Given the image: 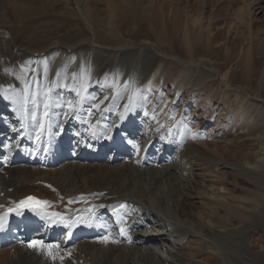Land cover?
I'll return each mask as SVG.
<instances>
[{
    "label": "rangeland",
    "instance_id": "rangeland-1",
    "mask_svg": "<svg viewBox=\"0 0 264 264\" xmlns=\"http://www.w3.org/2000/svg\"><path fill=\"white\" fill-rule=\"evenodd\" d=\"M113 1L117 2V0ZM148 1L153 3V8H163L164 12L162 11V14L159 16L160 19L158 25H153L147 21L143 23L139 17H136V15H139L138 13L140 10L135 6V1H132L135 8L131 10L132 6H130L128 8L129 11L120 15L121 20L118 21V18L120 19V17L111 11L108 4L109 0H105L103 3H100L99 1L96 2L95 0H60L58 3H54V6L50 11H47L42 15H40L41 12L36 13L39 10L38 7H36L38 5H32L33 2L31 0H0V12L1 14H5L3 22L0 23V28H4L6 33L8 32L7 34H9V32L10 34H20L21 36H16V38L20 40L21 44L37 48V46H43L49 43V40L56 36L59 31L57 25L61 24L60 22L64 20L62 17L64 15L61 13L68 10L74 15L72 18L69 16V21L74 23V34L80 28L87 30L88 34L92 37L90 43L93 47L112 50V54H110L111 57H107L106 59L110 60L109 58H111L115 65L120 55L119 50H125V48L139 49L140 52H142L141 50L143 49L153 50L152 54L156 58V63H154L156 65L158 63L157 66L161 67V70H159L160 73L166 70L171 71L167 80L163 81L162 76L158 73L154 80H150L149 78L151 77L147 76L139 79L135 85L127 81L125 90H116L114 82L109 80L106 84L113 86L114 96H111V94L109 95L106 100L107 106L110 107V105L114 106L117 104V101L114 100L115 98L119 101L117 108L122 107L125 103L130 105L128 108L130 114L121 122V126L122 124L126 126L132 118L138 114V117H140L142 116V113L146 115V119L150 123V128L152 129L157 127L156 130L158 131L165 130L167 129V126H165L166 123L168 122L170 125L169 128L172 132L170 137L172 136L174 138L173 140L169 139V148H173L175 144L178 143L175 146V149L179 151L178 156L179 159H181L179 160V163L181 162L183 165L182 168L186 172L185 174L179 173L178 176H180L181 179L172 181V185L163 183L161 195L166 202V211L171 216L174 215L175 211L176 218L179 216L180 219L189 222L191 221L189 223L190 226L195 225L197 226L195 227L197 229L203 227V229L200 230L201 235L209 232L213 237L215 235H218L219 238L221 236L224 237L225 230L220 229V226L226 227L230 230V237L233 236L228 242L233 250L236 251V249H239V252L244 255L243 257H246L250 264H264V188L262 189L263 191L260 192L257 187H255L256 184L247 179L242 181L241 178L244 177L237 175L238 173L236 174L235 171V167L241 169V167L245 165L243 162L244 160H242L243 157H241L243 154L244 156H247L249 161L256 164L259 161L257 156L260 155L264 164V61H262L257 68L254 66V62H257V60L251 61L252 63L249 65V63L245 61V58H243L245 52H243L242 49L243 45H240L242 38L239 37V32L245 30L248 32L247 24L250 17H245L247 18V22L245 18L242 19L243 23H241V25L239 20L237 21V18L239 17H237L236 14H239L240 9L243 15H246L245 7L248 6L246 0ZM247 1L250 2V0ZM23 5L26 6L23 7ZM253 6V8L252 6H248L249 8L247 9V12L251 13L253 11L254 13L261 11L259 14H255L253 19L251 18L252 20L259 19L258 22L253 23V26L257 25V28H253L254 31L251 33V35L254 36L253 39L255 38L258 40L260 38L259 33H261V36L264 35V0H260V4L258 5L260 6L259 9H256L258 6ZM28 7H30V11L34 9L32 13L33 15L30 13L27 17L23 16L27 14V9L29 10ZM242 7H244V9ZM93 8L99 10V16L103 19L102 21L98 22V17L96 18V21H94L90 18L89 14H86V9L87 11H90ZM202 8L203 10L199 12V9L201 10ZM161 16L163 17L162 19ZM23 17L25 18V21H22L24 20ZM171 17L173 20L175 19V23H173L172 26H170L172 22ZM212 17L213 21L215 20L213 23L212 20L210 21ZM199 19L204 21L201 25L202 28L200 27L199 29L200 33L203 32V34H206L209 31L208 33L211 32V36H214L217 33V37L212 41L214 44L208 46L210 51L208 48L204 50V48H206L205 45H208V43L204 45L203 42L199 41L200 43L195 45L196 35H194V33L198 32V26L197 24V27L194 26V23L192 24V22H197ZM118 22L122 25H119ZM185 26L189 28L191 27L193 30L190 29V32L187 34L189 36H186L187 31ZM232 27H235V30L230 29ZM115 29L118 30L116 31ZM194 29H196V31H194ZM105 30L108 31L107 35L105 34ZM109 30L111 33H109ZM227 33H229V35H227ZM185 36L187 37L186 39ZM190 36H192L194 40L192 37L190 38ZM203 37L206 38L205 35H203ZM184 41L185 43L187 42V44L189 42L188 46H190L191 43L192 52L187 51V46H185L186 44ZM216 41L218 43H216ZM147 42L149 43L147 44ZM246 45L247 44H245V46ZM142 47L145 48L142 49ZM211 48L214 50H211ZM228 48L229 50H227ZM60 49L62 48L60 47ZM217 49L221 50L218 51ZM58 52L55 56H58ZM200 56L213 60L212 62L214 66L204 64L207 67L211 66L213 69V75L211 76L212 79H206L204 81L205 83L197 87L196 90L189 88L190 86L192 87L191 84L180 91L177 88H174L173 83L176 77H180V75L182 76L185 71V66L178 60H190L191 58L192 62H198L197 59ZM256 74H258V76ZM246 78H248V80ZM156 79L161 80L157 87L158 94L157 91L152 90V88L155 87L154 82ZM165 83L168 84V86H164ZM143 84H145V86L140 92L139 98H135L134 92ZM222 84H227L229 87L232 86L228 89L229 93L223 92L225 87L224 85L222 86ZM160 88H164V93L160 91ZM236 88L240 91H236ZM97 91L99 90H90V97L94 96ZM182 91L183 99L186 100L181 104L180 108H176L172 103L163 105V99L167 102L168 98H171V95L174 99L175 97L180 96ZM244 91H246L249 96H245V94H243ZM143 93H146L144 97L142 95ZM250 94L252 95L250 96ZM156 95L159 97L156 101L160 100L161 97H163V99L159 101L157 105L153 106L152 104L154 103ZM192 96H196L193 101L188 99ZM207 99L212 100L211 104H207ZM140 101L141 105L139 104ZM101 103V101L97 102L96 106ZM198 106L199 108H197ZM99 107V110L102 109V113L105 116H111V114L107 112L108 109H105L102 104ZM175 112H178L180 116L177 117ZM200 112L205 116L215 113L216 118L207 117L200 120L198 123L199 118L197 116ZM189 128H191V132H188L191 133L192 138L190 137V133L186 134L184 140L188 145L185 147L180 140ZM165 151L167 152V150ZM187 152L189 153L187 154ZM199 153L204 159L199 158L200 155L196 158V154ZM184 155L188 158L184 159ZM173 157L176 159L175 155ZM209 158L214 160L210 161ZM261 171L264 173V168ZM150 179V175L146 176V182L144 183V180H142L139 185L131 187L129 193L133 196V200L140 197L142 200H146L148 203L160 207L157 201L158 196H154L151 192H147L154 182V179L152 181H150ZM179 182L180 184L178 188L176 187V184ZM157 184H153V186H156ZM226 184L227 186H225ZM142 188L146 191L144 196L138 194V190H143ZM160 188L161 187L158 189ZM172 192L175 195L168 196ZM181 199H188L190 204L192 203L191 205L193 206L191 207L189 204L188 211L186 209L188 213H186V211L184 212L185 214L181 213L182 210L178 211L179 209L176 208V200ZM257 204L259 205L258 207ZM132 205L134 206V204ZM249 206L250 209L247 208ZM252 206L257 207V210H254ZM225 207L232 210H237L239 208L243 211L253 213V215H256V219L254 218L251 222L249 220L241 222L236 216L234 217V214L231 213L229 215ZM135 211L137 212V210ZM190 211L192 212L190 213ZM226 212L228 214H226ZM153 217L155 218L153 221H156L157 217ZM228 217L230 219L232 218V220ZM139 219L140 218L137 217L136 222ZM186 221L184 222L188 223ZM193 227H190V230L194 233H188L185 235L179 234V238L177 236H169L168 234L170 232L167 231L169 229L166 228L165 232H167V236L173 237L174 245L169 248L166 244L160 245L161 247H159V249L162 248L164 251V253L160 254V257H167L168 259L165 262L163 260L164 258H162V264H224L222 257L214 256L207 244L201 247L196 243L200 240H198L199 237L197 236L199 235H197V231L195 232L194 230L196 229H193ZM202 230L205 231L203 232ZM209 233L207 235H209ZM174 237H176L175 240ZM157 247L158 244L156 242V244L153 245V248L157 250ZM199 249L202 250V252ZM194 253H197V255L194 256ZM138 257H140L141 260H144L143 257ZM129 262L132 264V261ZM0 264L16 263L14 259L10 260L0 257ZM38 264H44V261H40Z\"/></svg>",
    "mask_w": 264,
    "mask_h": 264
},
{
    "label": "bare ground",
    "instance_id": "bare-ground-1",
    "mask_svg": "<svg viewBox=\"0 0 264 264\" xmlns=\"http://www.w3.org/2000/svg\"><path fill=\"white\" fill-rule=\"evenodd\" d=\"M31 1L33 2L32 5L37 4L38 6H36V7H38V9L41 10V11L38 10V12H36V13L41 12L40 15H42L45 12L50 11V9L53 8L54 3H58L60 0H31ZM95 1L96 2L99 1L100 3H103L105 0H95ZM132 1L133 2L135 1V6H137L140 10V12L138 13L139 15L138 16L136 15V17H139V19H141V21L143 23L145 21H147L153 25L159 24V19H160L159 16L162 14L161 12L163 11V8H156V7L153 8V3L149 2L148 0H138V1L137 0H117V2H114L113 0H109L108 4H109L111 11L120 17V15H123L125 12L129 11L128 8L130 6H132L131 10H133L135 8V6H133V4H132ZM151 1H153V0H151ZM246 3L249 7L252 6V8H253L254 7L253 5L258 6L260 4V0H250V2L246 0ZM13 5H15V4H13ZM243 5H245V4H243ZM24 6H26V5H23V7ZM248 6L245 7V11H246L245 16L243 15V13L241 12L240 9H239V14L236 13L237 17H239V18H237V21L239 20L240 24L243 23L242 19H244L246 16L250 17V20L247 24L248 32L246 30H245L246 32L241 31V30H240L241 32H239V37L242 38L240 45L241 44L243 45L242 49H243V52H245L243 55V58H245V61L248 62L249 65H251L250 64V63H252L251 61L257 60V62H254V66L258 68V65L262 61H264V35L261 36V33H259L260 38L257 40L255 38L253 39L254 36L251 35V33H252V31H254L253 28H255V29L257 28V25L253 26V23L258 22V20H259V19H254V20H252V19L255 16V14H259L261 11L260 12H254V13H253V11L251 13L247 12V9L249 8ZM30 7H31V5H30ZM30 7H28L29 10L27 9V14H25L23 16L27 17L30 15V13L31 14L33 13L34 9H32L31 10L32 12H31ZM244 7H242V8L244 9ZM259 7L260 6L256 7V9H259ZM202 10H203V8L201 10L199 9V12ZM85 11H86L87 15L89 14V16L92 20L96 21L97 17H98V19H97L98 22L103 20L99 16V10H97V9L93 8L90 11H87V9H86ZM61 14L64 15V16H62L64 18V20H62L60 22L61 24L57 25V28L59 29V31L57 32L56 36L52 37L49 40V43H47L43 46H37V48H33L32 46L21 44L20 40L16 38V36H21L20 34H17V33H11L10 34V32H9V34H10L9 35V34H7L8 32L6 33L4 28L3 29L0 28V45H1V47H0V101L3 100V101L9 102V104H7V105L4 103L0 104V109H4L5 112L10 111L8 113V114H10L8 117H11V115L14 117V114H16L15 110L20 109L21 107H23V110H25L26 112L27 111L28 112L35 111L38 113L40 112L43 115H46V113L48 114L49 112H51V110L55 107V105H53L50 101L51 92H53L56 95L61 94L59 83L57 81H55L54 83H51V81L53 80L54 77L57 76V73H59V75L61 74L62 78H65L67 75L64 72L67 68H69L71 70L73 80H76V81L78 80L82 84V86H84V93L88 99H90V90H97L98 89L100 91L101 90V83L106 84L109 80L114 82L116 90L117 89L118 90L119 89L125 90L126 89V82L129 81L130 79L133 81L132 83L135 85L139 79L145 78L147 76L151 77V78H149L150 80H154V78L158 75V73L162 76L163 81L167 80V78L170 76L171 71H169V70H166V71L160 73L159 70H161V67L157 66L158 63H157V65L155 64L156 58L152 54L153 50L151 51V49L150 50L149 49H146V50L143 49L145 47H142V49H143V50H141L142 52H140L139 49L135 50L133 48H131V49L125 48V50H119L120 55H119L118 61L116 62V65H115V63L112 62L111 58H109L110 60L106 59L107 57H111L110 54H112V50H107V49L99 48V47H93L90 43V40L92 39V37L88 34L87 30H85L84 28H80L74 34V31H75V28L73 26L74 23L69 21L70 20L69 16H71V18L74 17L72 12L66 10V11H63ZM74 14H76V13H74ZM176 15H177V13H176ZM3 17H5V14H1V12H0V23L3 22V20H4ZM162 18L163 17L161 16V19ZM234 19H236V18H234ZM246 19L247 18H245V20ZM119 20H121V17H120V19L118 18V21ZM171 20H172V22H171L170 26H172L173 23H175V19L173 20V18L171 17ZM211 20H212V23L215 21V20L213 21V17L210 19V21ZM22 21H25V18ZM195 21H196V19H195ZM168 22H170V21H168ZM246 22H247V20H246ZM188 23H189V21H188ZM193 23H194V26H196V24L198 26V27L196 26L198 28L197 29L198 32L197 33L193 32L194 35H196V37L194 36L195 41H196L195 45H197L198 43H200L199 41H201L204 43V45L208 43V45H205L206 48H204V50L207 48L209 49L208 46L209 45L212 46L214 44V43H212V41L215 37H217L216 36L217 33L215 32L216 34L214 36H211L212 34H210L211 32L208 33L209 31L206 34H203V32L200 33L199 29H200L202 23H204L203 20L199 19L197 22H192V24ZM212 23H211V26H212ZM236 24H237V22H236ZM119 25H122V24L119 23ZM183 26H184V24H183ZM207 26H208V24H207ZM208 28H210V27H208ZM185 29L187 31L186 36H189L187 34H188V32H190L191 27L189 28V27L185 26ZM230 29L235 30V27H232ZM194 31H196V29H194ZM249 31H251V32H249ZM109 33H111L110 30H109ZM105 34L106 35L108 34L107 30H105ZM203 35H205L206 38L203 37ZM227 35H229V33H227ZM186 36H185V39L187 38ZM191 37L192 36H190V38ZM227 37H226V40H227ZM63 38H66L67 40L63 39ZM192 39H193V37H192ZM148 43L149 42H147V44ZM184 43H185V41H184ZM216 43H218V42L216 41ZM185 44H186L185 46H187V51L192 52L191 43H190V46H188L189 42H188V44H187V42ZM245 44H247V45L245 46ZM205 46H203V47H205ZM59 47L63 48L64 50H67V49L73 50V53L64 55V59H63L62 63H59V61L50 62L47 59V57H44V58H41V57H34L33 58V57H31L32 53H43V52L51 51L50 56L52 58H54L55 50L59 49ZM221 47H223V46H221ZM211 50H214V49L211 48ZM217 50L220 51L221 49L220 50L217 49ZM227 50H229V48ZM209 51H210V49H209ZM241 52H242V50H241ZM225 53H227V52H225ZM81 57H84L85 65H83ZM227 57H228V55H227ZM187 60H183V59L178 60L179 62H181L182 65L185 66V69H184L185 71L182 74V76L180 75V77L179 76L176 77V79L173 83L174 84L173 87L177 88L179 91L188 87L189 84L192 85V87L190 86L189 88H191L192 90H196L197 87H199L200 85L205 83L204 81L206 79H208V78L212 79L211 76L213 75V69L211 68V66H214V64L212 62L213 60L208 59L207 57H203V56L198 57V59H197L198 62H192L191 58H190V60H188V61ZM204 64L211 65V66L207 67ZM227 64H228V62H227ZM259 73H262V72H259ZM258 74H256V75L258 76ZM248 77H249V75H248ZM249 78L251 79V77H249ZM92 79H94L95 82L92 85H90L89 81H91ZM246 79L248 80V78H246ZM50 83L52 84L51 89L49 88ZM251 83H252V81H251ZM3 85H5L7 88H4ZM223 85L225 87V90H223V92L229 93L228 89H230V87H232V86L229 87L227 84H222V86ZM209 87H210V85H209ZM238 90L239 89L236 88V91H238ZM145 94L146 93L142 94L143 97L145 96ZM243 94H245V96L246 95L249 96V94H247L246 91H244ZM251 95L252 94H250V96ZM211 101L212 100H210V99L206 100L207 104H211ZM101 104L96 106L98 110H99V108H100L99 106H101ZM139 104L141 105V101ZM198 104H200V103H198ZM66 106L67 107L68 106L73 107L74 104L73 103H67ZM112 106L113 105H110V107H112ZM129 107H130V105L128 103H125V104H123L122 107H119L116 109L109 110L110 108H108L107 112L111 114V116H108V117H110L111 120L109 119L108 121L110 123L112 121H117L119 119L118 116L121 113L125 114ZM138 108H139V105H138ZM197 108H199V106ZM115 114H119V115H115ZM129 114H130V111L128 110L125 118H127L129 116ZM40 118H41V116H40ZM42 119L43 118H41V120ZM108 121H104L103 123L108 124ZM121 122H122V118H121V121L119 123V126H121ZM67 123H69V122L67 121ZM138 125H143V127H144L143 122L138 124ZM73 126H74V128H77L76 124H73ZM165 126H167V128L170 127L168 122L166 123ZM109 127L112 129L111 126H109ZM88 142L90 143V141H88ZM169 144H170V141H169ZM177 144L178 143H176L175 146ZM46 146H48V143ZM175 146L173 148H175ZM169 147H170V145H169ZM178 147H180V146H178ZM242 147H243V144H242ZM56 149H58V148H55V152L57 151ZM217 149H218V147H217ZM154 151L158 155H162L164 157L170 158L171 159L170 163L161 165V167L150 166V167H146L145 169L140 168L139 164L137 165V167H134L135 162L133 160H129L128 162H122L119 164L99 163L98 162V163L83 164L82 165V164H78V163H72L71 164V163L66 162L63 164H57L54 168H50V169L45 170V171L34 170L31 168H26V167H24V168L23 167H13V168L7 169V172H6V173H8L7 177H5L4 175H0V188L2 189V192L6 193V195H9L10 197L19 199L23 195H26L27 193H31V192L35 191L36 188H39L41 190H46V189L42 188L41 186L36 187L34 185H35V182H37V180L47 179L48 181L53 182V184L55 185V187L58 189V191L61 194L77 195V194H81V193H90V192H94V191H105L106 194H108V193L110 194L107 201H111V200L116 201L119 199H121V201H123L122 199H128V200H131L130 206H132V204H134L136 207H138L135 210H137L139 214L147 213L146 215H150V217H153V216L157 217L156 221L158 223L156 221L153 222V221L148 220L149 218L140 217V219L136 222V225H131V220H130V222L128 224L124 223L122 225V229H124L125 232H123V233L121 232V234L118 233L116 235L115 239L114 238H108L107 242L104 241V238L100 239V238H102V236L99 235L96 237V239H98V240L89 241L88 239H86L84 241L77 243V244H79V246L76 248V252L78 251L80 254H84L83 264H131L129 261H132V264H162L163 263L162 258H164L163 260L165 262L168 259H167V257H160V254L164 253L162 248L159 249V247H161L160 245L166 244L168 248L171 247L172 245H174V241H173V237H169L170 235L177 236L179 238V236L181 234L185 235L188 233H190V234L194 233L190 230V227H193V226H194L193 229H196L194 231L195 232L197 231L196 233H197V235H199V236H197V237H199L198 240H200L199 242L197 241L196 243H198L199 246H201V247L203 245L207 244L209 249H211L212 254H214V256L222 257L224 264H250L247 261L246 257H243L244 255L241 252H239V249H236V251H235L232 249L231 245L228 244V242L230 241L229 239H231L233 236L230 237L231 236L230 230L227 229L226 227L220 226V229L225 230L224 237L221 236L219 238L218 235H215L213 237V235H211L209 232H207V234L209 233V235H207L206 233H205L206 235L205 234L201 235L200 230L203 229V227L200 229H197V228H195V227H197L195 225L190 226L189 223L191 221L189 222V221L180 219L178 214H177L178 218H176V215H175L176 212L175 211H174L173 216H171L166 211V209H165L166 202L162 198V195H161V192L163 190V183H166L167 185H172V181H175L176 179H178V180L181 179V177L178 176V174L179 173L185 174L186 171L183 170V168H182L183 165L181 164V162L179 163V161L177 159H175L173 156H169L165 150H162V151L158 150V152H157V150L154 149ZM240 151H242V150H240ZM176 152H179V151H176ZM188 153L189 152H187V154ZM240 154H242V153H240ZM199 155H200V153L196 154V158L199 157ZM143 157L144 156L139 155L138 156V158H139L138 162H139V160H144V161L148 162V160L146 158L142 159ZM189 157H191V156H189ZM241 157H243L242 160H244L243 162L245 163V165L242 166L241 169H237V167H235L236 168V170H235L236 174L238 173L237 175H241L242 177H244V178H241L242 181H244L246 179L250 180L254 184H256L255 187H257V189L260 192L263 191L262 189L264 188V173L261 171L264 168L263 159L261 158L260 155L257 156L259 161L256 164V163H252L251 161H249L247 159V156H244V154L241 155ZM56 158H57V156L55 154H53L52 160L54 162H55ZM185 158L187 159L188 157L187 156L185 157V155H184V159ZM199 158L204 159L202 155H200ZM238 158H239V156H238ZM209 159H210V161L214 160L212 158H209ZM257 170H260V171H257ZM148 175L151 176L150 181H152L154 179L153 184L159 183L156 186H153V184H152V187L147 192L148 193L151 192L152 195L158 196L157 201H158V205H160V207L155 206L152 203H148L146 200H142L140 197L135 199L136 200L135 201V200H133V196L129 193L130 188L134 187L135 185H139L142 182V180H144V183H145L146 182V176H148ZM179 184H180V182L176 184V187H178ZM30 185H33V186H30ZM225 186H227V184ZM9 187H13V190L11 192H7ZM159 187H161V188L158 189ZM56 188H55V190L57 192ZM154 190H155V192H154ZM174 190H176V189H174ZM237 191H238V189H237ZM242 191H244V190H242ZM180 192H182V191H180ZM61 194L56 193V195L58 197H60ZM138 194H140L141 196H144L146 194L145 189L138 190ZM173 195H175V194L172 192L168 196H173ZM111 196H113V197H111ZM159 196H160V199H159ZM180 196H181V193H180ZM169 199L171 200L170 197H169ZM68 200H73V198L68 199ZM141 201H143V202H141ZM63 202H65L67 204V206H69V204H70L65 199ZM74 204H75V206L80 208L82 214H84V215H87V216H94L95 215L96 218L99 219V221H101V219L103 218L101 216V213L97 211L98 206H96V205H92V206H88V207L79 206L76 203V201H74ZM189 204H190V202L188 201V199L176 200V202H175L176 208L179 209L178 211L182 210L181 213H184L186 211V209L188 211ZM125 206H126V203H124V202L119 204V205H116L115 219H117V217L120 215L121 212L126 213V209H125L126 207ZM192 206L193 205H191V207ZM258 206L259 205L257 204V207ZM257 207L254 206L253 207L254 210H257ZM225 208L227 209L229 215L231 213L234 214V217L236 216L241 222H245L247 220H249L251 222V220H254V218L256 216V215H253V213L243 211L239 208L237 210H232L228 207H225ZM247 208L250 209V206ZM151 210H153L155 212L154 215L151 214ZM187 211H186V213H188ZM191 212L192 211H190V213ZM228 213L226 212V214H228ZM188 215H190V214H188ZM231 217H233V216H231ZM230 220H232V218ZM184 221H186L188 223H185ZM162 226H164V227H162ZM166 228H168L169 230H167V231L170 232L168 234L169 236H167V237L164 235V234L167 235V232H165ZM101 233H106V231L103 230ZM194 237H196V236H194ZM175 238L176 237H174V240H175ZM156 242L158 244V247L156 249L159 251H157L153 248V245L156 244ZM230 243H232V242H230ZM76 245H74V247ZM15 251L16 252L14 253V256H15L14 257L9 252V250H0V257L10 259V260L14 259L16 264H38L40 261H44V264H81L78 262L79 258L77 257V255L68 256L65 260L59 259L58 253H57L58 251H56L54 254L56 257L55 259H53L52 256L49 255L48 253L36 252L33 255L31 253L27 254V253H25L26 250H23L21 247ZM200 251L202 252V250H200ZM193 255L195 256V255H197V253H194ZM138 256L143 257L144 260H141L140 257H138ZM59 260H61V261H59Z\"/></svg>",
    "mask_w": 264,
    "mask_h": 264
},
{
    "label": "snow or ice",
    "instance_id": "snow-or-ice-1",
    "mask_svg": "<svg viewBox=\"0 0 264 264\" xmlns=\"http://www.w3.org/2000/svg\"><path fill=\"white\" fill-rule=\"evenodd\" d=\"M46 114H47V113H46ZM70 202H71V201H70ZM30 203H31L32 206H36V205L44 206V205H46L48 202H47V201H36V200H34V198L29 197L27 200H25V201H21V202H20V205H18V208L21 207V206H29ZM9 211H12V209H10ZM53 215H55V216H60L59 213H54ZM80 219H81V218H79V217L77 218V220H80ZM61 221H62L63 223H65L66 225H68V226H70L71 223H73V222H71V221L64 220L63 218H61ZM2 227H3V224H2V218H0V229H2ZM121 231L123 232L124 229H121ZM107 240H108V237H104V241L107 242ZM29 247L48 249V250H49V255H51L53 259L56 258L55 255L52 253L51 250H52L53 248L58 247V245H46V244H44L42 241H32V242L29 244ZM61 259H62V257H61Z\"/></svg>",
    "mask_w": 264,
    "mask_h": 264
}]
</instances>
